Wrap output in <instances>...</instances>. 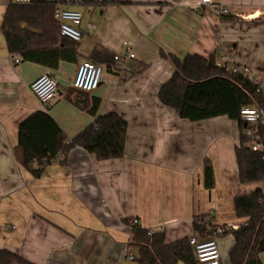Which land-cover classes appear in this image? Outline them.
<instances>
[{
  "label": "crops",
  "instance_id": "1",
  "mask_svg": "<svg viewBox=\"0 0 264 264\" xmlns=\"http://www.w3.org/2000/svg\"><path fill=\"white\" fill-rule=\"evenodd\" d=\"M12 3L0 0V251L32 264H138V249L131 246L133 219L141 230L164 227L167 244L201 241L194 228L198 219L211 231L246 225L237 218L234 200L264 193V181L240 182L238 123L227 116L181 119L161 103L159 91L175 71L164 55L181 60L214 55L216 62L226 55L230 73L249 70L264 83V0H122L108 6L61 0L64 9L83 14L82 40L76 58L57 69L11 55L1 28ZM127 45L135 59L129 62L132 72L121 76L114 56H125ZM85 61L104 67L93 93L72 89ZM43 75L59 86L50 107L30 88ZM94 100L100 104L96 117L89 113ZM108 113L128 123L123 158L99 161L74 148L66 159L53 158L39 177L22 165L23 147L53 145L54 123L71 142ZM31 117L21 139L20 126ZM206 161L215 176L210 190L204 183ZM218 242L223 263L231 264L233 235ZM260 259L264 264V253Z\"/></svg>",
  "mask_w": 264,
  "mask_h": 264
},
{
  "label": "trees",
  "instance_id": "2",
  "mask_svg": "<svg viewBox=\"0 0 264 264\" xmlns=\"http://www.w3.org/2000/svg\"><path fill=\"white\" fill-rule=\"evenodd\" d=\"M60 1L34 0L29 5H9L1 30L11 55L51 69H57L62 61L72 62L76 58L79 42L63 37L55 19V9ZM121 3L122 0H102L94 4L108 6ZM94 56L109 62L108 56L101 52H95ZM164 57L172 62L175 71L159 91L161 103L177 111L181 119L190 122L221 116L236 121L240 129V144L235 150L240 182L249 184L264 181V121L258 126L259 143L263 148L253 151V138L246 135L247 124L240 116L245 107H264V94L242 73H228L219 68L214 55L208 59L198 55H188L183 60L171 55ZM72 89L75 91L73 87ZM99 105V102L94 100L89 113L96 117ZM44 116L52 122L48 115ZM32 118L34 117L21 124V139L27 135L26 124ZM53 126L56 132L52 146L47 144L35 150L23 147L25 154L21 160L22 165L36 177L40 176L53 158L60 154L66 159L74 148H81L95 155L99 161L121 159L125 154L128 123L116 113L97 117L91 126L71 142H68L55 123ZM20 145L22 146V142ZM204 183L209 190L215 184L214 169L209 161L204 163ZM234 207L237 218L246 219L247 223L237 230L231 229L224 233L233 235L235 239L229 252L230 262L262 264L260 255L264 253L263 191L256 190L249 195L237 197ZM198 220L194 228L201 236L199 242L214 239V232L206 225H200ZM131 246L138 249V264H197L195 248L188 238L167 244L164 234L150 236L147 230L133 228ZM0 264L32 263L14 254L0 251Z\"/></svg>",
  "mask_w": 264,
  "mask_h": 264
},
{
  "label": "built area",
  "instance_id": "3",
  "mask_svg": "<svg viewBox=\"0 0 264 264\" xmlns=\"http://www.w3.org/2000/svg\"><path fill=\"white\" fill-rule=\"evenodd\" d=\"M34 0H13L18 5H29ZM70 3L83 4L87 2H101L102 0H67ZM210 0H201V4H209ZM223 15H228V10H221ZM55 19L59 24L60 34L63 37H67L75 42L82 40V32L80 26L83 22V14L78 11H72L64 9L61 5H58L55 9ZM135 59V54L132 51V47L127 45L125 56H114V61L120 64V75L130 74L132 69L129 67V62ZM14 62L18 64L19 58H15ZM230 58L226 55H221L216 65L219 68L224 69L230 73L228 64ZM104 73V67L91 61H85L78 66L72 87L84 93H93L96 91L102 83ZM237 73V72H235ZM242 74L253 82L257 87L258 91L264 94V83H260L256 75L251 74L249 70H244ZM31 92L38 99V101L50 107L58 96V82L51 76L43 75L40 76L31 84ZM241 119L247 124L246 135L253 138L251 147L253 151L262 150V145L259 143L258 137V126L264 121V107H245L241 110ZM200 225H206L204 219H199ZM131 229L140 228V221L133 219L130 223ZM231 230L230 228H217L214 232V239L204 242H199L196 238H192L190 243L195 248L197 255V264H225L222 260V254L219 246V238L224 235L226 231ZM165 231L164 227H161L157 232L149 230L150 236L154 234H163ZM130 261H134L135 257L132 254L128 255Z\"/></svg>",
  "mask_w": 264,
  "mask_h": 264
},
{
  "label": "rangeland",
  "instance_id": "4",
  "mask_svg": "<svg viewBox=\"0 0 264 264\" xmlns=\"http://www.w3.org/2000/svg\"><path fill=\"white\" fill-rule=\"evenodd\" d=\"M224 239H226V237H225ZM225 249H226V247H224V248L222 249V252H223V253H224Z\"/></svg>",
  "mask_w": 264,
  "mask_h": 264
}]
</instances>
